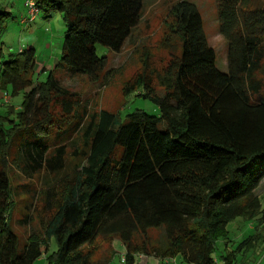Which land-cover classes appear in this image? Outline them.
<instances>
[{
	"label": "trees",
	"instance_id": "obj_1",
	"mask_svg": "<svg viewBox=\"0 0 264 264\" xmlns=\"http://www.w3.org/2000/svg\"><path fill=\"white\" fill-rule=\"evenodd\" d=\"M2 1L0 37L11 16L10 2ZM31 1L37 15H62L66 30L56 67L93 83L107 67L95 45L119 53L144 3ZM215 4L227 44V73L215 66L197 8L182 0L168 13V35L180 50L157 76L163 96H156L147 65L128 82L126 95L141 88L138 96L154 104L158 116L136 109L122 122L104 110L79 112L75 94L53 72L33 85L34 49L5 58L0 48V95L9 99L0 108V264H33L52 239L57 249L47 256L48 264H96L83 248L105 237L123 246L122 264H137L138 256L155 264L176 256L185 264H216V243L226 239V227L236 218L255 222L264 233V207L254 195L264 180V78L258 77L264 71V4ZM19 95L15 108L10 102ZM71 146L79 163L65 173ZM13 150L12 163L23 176H63L59 198L51 187L45 194L44 210L51 215L44 239L28 240L22 248L8 222L12 192L4 165ZM151 229L162 231L164 239L152 254L147 252ZM261 237L251 235L224 250L217 263L251 264L249 253Z\"/></svg>",
	"mask_w": 264,
	"mask_h": 264
},
{
	"label": "rangeland",
	"instance_id": "obj_2",
	"mask_svg": "<svg viewBox=\"0 0 264 264\" xmlns=\"http://www.w3.org/2000/svg\"><path fill=\"white\" fill-rule=\"evenodd\" d=\"M182 0H144L141 18L138 25L133 29L129 38L125 41L119 53H113L109 49L95 45L96 55L107 58L106 70L100 75L97 82H90L86 77H72L64 70L57 68L61 55V46L66 30L62 15L52 12L48 17L35 15L33 22H28L30 14L35 12L25 6L26 0H3L2 4L9 3L8 11L11 16L6 23V29L0 37V48L3 49L5 58L10 54H17L21 49L32 48L35 51V62L33 68V85L44 83L50 72L59 84L75 94L78 110L87 108L88 114L100 110L117 115L120 121L131 112L141 110L147 115L158 116L157 107L149 100L138 96L141 88H136L126 95L128 82L133 81L136 75H142L145 66L152 74V87L156 96L162 97L164 91L159 87L157 76L166 67L171 58V53L178 54L180 45L168 35L170 18L169 9L175 3ZM192 3L198 10L202 20L203 32L209 47L215 54V66L221 73H227V44L218 31V16L215 0H185ZM249 7L264 4V0H247ZM22 20H24L22 22ZM166 40V41H165ZM168 41V42H167ZM166 42V43H165ZM264 78V71L259 75ZM22 96L12 98L10 105L18 108ZM76 140V139H75ZM78 140V147L82 148ZM66 161L64 172L69 173L79 160L72 154L73 147L66 149ZM14 150L5 155V172L11 186L12 207L9 212V225L19 240V248H22L28 240L42 241L44 239V226L50 218V212L44 210L45 194L48 188H52L54 199L59 198L62 188L57 177L34 175L23 176L19 169L12 163L15 158ZM63 172V173H64ZM45 182V183H44ZM254 195L261 201L264 207V180L261 181ZM261 227L256 229V223L242 218H236L227 227L226 239H220L216 243L213 260L223 254L224 250H234L236 244L243 239L260 233L261 242L257 245L255 252L249 253V263L264 264V233ZM147 252L154 253L153 248H159L164 239L162 231L151 229L147 231ZM134 241L140 245V237ZM54 239L47 245V252L33 264H48L47 256L56 251ZM91 251V260L96 263L122 264L121 259L125 251L121 243L115 237L98 238L92 247L83 248L84 253ZM144 262L145 259L142 258ZM152 260V259H151ZM169 264H185L179 256L172 258ZM220 264V263H219Z\"/></svg>",
	"mask_w": 264,
	"mask_h": 264
},
{
	"label": "built area",
	"instance_id": "obj_3",
	"mask_svg": "<svg viewBox=\"0 0 264 264\" xmlns=\"http://www.w3.org/2000/svg\"><path fill=\"white\" fill-rule=\"evenodd\" d=\"M25 4H26V6H27V8H28V13H29V14L31 13V10H34V12H35L33 15L30 14V18L27 19L28 22H32V21H34V17H35V15H37L38 11H37V9L34 7L33 1L28 0V1H26ZM23 21H24V20H22V22H23ZM8 101H9V99H8V96H7V95H4V96H1V95H0V108H1L4 104L9 103ZM138 258H141V259H142L141 256H138L137 259H138ZM170 261H171V260L165 259V260H163V264H169ZM121 262H123V256H122ZM161 262H162V260H161V261L159 260V263H161Z\"/></svg>",
	"mask_w": 264,
	"mask_h": 264
},
{
	"label": "crops",
	"instance_id": "obj_4",
	"mask_svg": "<svg viewBox=\"0 0 264 264\" xmlns=\"http://www.w3.org/2000/svg\"><path fill=\"white\" fill-rule=\"evenodd\" d=\"M137 264H155L154 260H146V262H144L142 259L141 261H139Z\"/></svg>",
	"mask_w": 264,
	"mask_h": 264
}]
</instances>
